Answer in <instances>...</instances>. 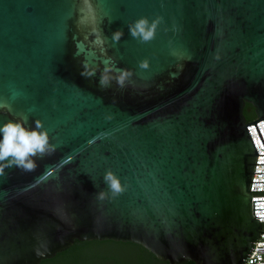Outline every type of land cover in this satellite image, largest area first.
Returning <instances> with one entry per match:
<instances>
[{"label":"water","instance_id":"95a60500","mask_svg":"<svg viewBox=\"0 0 264 264\" xmlns=\"http://www.w3.org/2000/svg\"><path fill=\"white\" fill-rule=\"evenodd\" d=\"M141 17L160 21L147 43L128 29ZM106 65L132 73L123 87H100ZM5 102L0 124L39 120L56 150L0 175V264L92 240L137 243L170 264H245L255 251L264 154L248 126L264 143V0H0ZM109 170L124 189L115 196Z\"/></svg>","mask_w":264,"mask_h":264},{"label":"clouds","instance_id":"9594fccd","mask_svg":"<svg viewBox=\"0 0 264 264\" xmlns=\"http://www.w3.org/2000/svg\"><path fill=\"white\" fill-rule=\"evenodd\" d=\"M84 3L87 5L88 0H84ZM159 22V18L150 21L147 17H141L128 24V29L133 38L138 39L141 43H147L155 38ZM123 35V30L117 29L112 33L111 40L118 43ZM106 39V37L98 36L95 43L102 45ZM81 67V75L85 78L95 75L96 69L90 68L86 61L81 62ZM140 67H148L147 61L141 62ZM112 72H116L118 75L112 77L109 75ZM131 74L127 69L106 65L99 80L100 87L102 89L109 87L113 79L120 87H123L126 78ZM0 106L10 107L7 102ZM35 124L34 128L28 127L26 118L9 120L0 124V175L4 174L5 168L12 167L26 172L34 171L38 166L37 159H43L46 155L55 152L56 145L51 143L47 130L43 129L39 120ZM103 180L114 196L124 190L120 179L111 170L105 172ZM105 195L104 191L98 193L101 199Z\"/></svg>","mask_w":264,"mask_h":264},{"label":"trees","instance_id":"16d2710c","mask_svg":"<svg viewBox=\"0 0 264 264\" xmlns=\"http://www.w3.org/2000/svg\"><path fill=\"white\" fill-rule=\"evenodd\" d=\"M245 116L248 122L257 116L252 104L246 103ZM40 264H170L160 260L144 246L123 241L92 240L79 241L54 258L45 259Z\"/></svg>","mask_w":264,"mask_h":264},{"label":"built area","instance_id":"2783aa9c","mask_svg":"<svg viewBox=\"0 0 264 264\" xmlns=\"http://www.w3.org/2000/svg\"><path fill=\"white\" fill-rule=\"evenodd\" d=\"M257 126L261 132V135L264 139V120H260L257 123ZM249 133L253 139V142L256 146V149L259 154H264V145L261 136L257 130V127L255 123L248 126ZM264 155H258L257 163H264ZM254 172H264V164H256L255 171ZM252 181H264V173H254ZM264 182H252L251 190H260V191H251L252 193V204H253V213L255 209L254 216L256 217L257 212V205L264 204ZM253 200H261V201H253ZM259 211L264 212V209H259ZM260 220V222L263 224L261 231H260V237L255 242L256 247L254 248L255 251L252 250L253 254L248 259L244 261L245 264H264V220L260 219L258 216L256 217Z\"/></svg>","mask_w":264,"mask_h":264},{"label":"snow or ice","instance_id":"6c2138e0","mask_svg":"<svg viewBox=\"0 0 264 264\" xmlns=\"http://www.w3.org/2000/svg\"><path fill=\"white\" fill-rule=\"evenodd\" d=\"M262 147H264V145H262ZM262 162H264V161H262ZM262 190H264V189H262ZM260 208H264V204H259V205H257V212H256V215H257L260 219L264 220V212L259 211Z\"/></svg>","mask_w":264,"mask_h":264}]
</instances>
